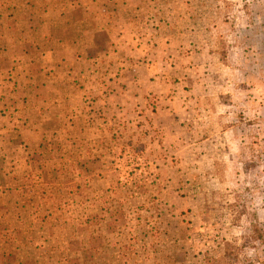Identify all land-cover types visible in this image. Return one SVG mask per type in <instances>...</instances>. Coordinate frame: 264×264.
<instances>
[{
  "label": "rangeland",
  "instance_id": "374dc122",
  "mask_svg": "<svg viewBox=\"0 0 264 264\" xmlns=\"http://www.w3.org/2000/svg\"><path fill=\"white\" fill-rule=\"evenodd\" d=\"M130 1L92 94L0 152V262L264 264V0Z\"/></svg>",
  "mask_w": 264,
  "mask_h": 264
},
{
  "label": "crops",
  "instance_id": "0c3cea01",
  "mask_svg": "<svg viewBox=\"0 0 264 264\" xmlns=\"http://www.w3.org/2000/svg\"><path fill=\"white\" fill-rule=\"evenodd\" d=\"M111 2L116 11L92 14L88 9L100 8L101 0H0V152L41 145L56 132L46 125L59 113L56 105L71 104L75 93L92 94L94 85L85 79L99 63L98 33L116 23L119 31H131L116 15L118 8L131 10V1Z\"/></svg>",
  "mask_w": 264,
  "mask_h": 264
}]
</instances>
